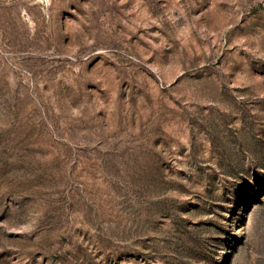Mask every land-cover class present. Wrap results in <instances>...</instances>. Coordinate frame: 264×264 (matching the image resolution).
Returning <instances> with one entry per match:
<instances>
[{"label":"rangeland","instance_id":"374dc122","mask_svg":"<svg viewBox=\"0 0 264 264\" xmlns=\"http://www.w3.org/2000/svg\"><path fill=\"white\" fill-rule=\"evenodd\" d=\"M0 264H264V0H0Z\"/></svg>","mask_w":264,"mask_h":264}]
</instances>
